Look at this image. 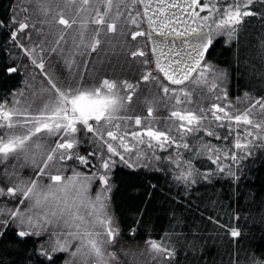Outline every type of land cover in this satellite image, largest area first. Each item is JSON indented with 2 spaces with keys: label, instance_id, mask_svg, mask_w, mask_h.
<instances>
[{
  "label": "snow or ice",
  "instance_id": "1",
  "mask_svg": "<svg viewBox=\"0 0 264 264\" xmlns=\"http://www.w3.org/2000/svg\"><path fill=\"white\" fill-rule=\"evenodd\" d=\"M249 18L264 26V0L13 5L0 18V264H130L149 210L133 195L145 173H164L174 198L190 203L195 186L226 178L238 187L264 164V87L233 94V69L217 58V38L239 49ZM130 40L135 75L79 72L105 44ZM117 192L135 213L127 228L113 210ZM225 216L208 219L235 244L228 264H264V246L243 244L230 223L239 215ZM184 225L174 210L144 239L155 264H181L182 254L204 264L202 232Z\"/></svg>",
  "mask_w": 264,
  "mask_h": 264
},
{
  "label": "trees",
  "instance_id": "2",
  "mask_svg": "<svg viewBox=\"0 0 264 264\" xmlns=\"http://www.w3.org/2000/svg\"><path fill=\"white\" fill-rule=\"evenodd\" d=\"M14 0H0V18L7 19L13 13ZM251 23L248 26L247 36L241 40L239 49L235 47V41L231 49L220 44L218 39L217 53L222 66L228 65L233 69L231 91L233 94H241L246 90L247 85H255L257 88L264 87L260 84L262 79L260 73L264 71V49H262V37H264V26L258 18H249ZM3 54H0L2 56ZM240 58L238 67L240 71H235L236 56ZM127 57L123 59L126 72L129 65L134 64ZM129 73L136 71L137 65L130 67ZM135 75V74H133ZM129 75V77L133 76ZM200 162H198L199 165ZM205 167H212L213 164L204 160ZM143 180L144 188L136 193V204H140L141 198L148 201V212L144 217L145 226H137V239L143 245L144 239L151 234L156 236L166 229L174 210L177 214H182L185 220L184 228H198L203 236L202 256L204 264H228V253L235 248V244H229L230 237L225 236L224 231L219 226L208 219L209 216L219 217L221 220L227 219L225 212L232 215H239V219H231L233 226L242 229V243H249L256 247L264 246V224H261V217L264 216V164L251 169L248 177L243 178L237 187L230 180L217 178L210 184H199L195 186L190 197V203L183 193L179 202L175 199L177 189L172 186L171 181L163 174L156 172L145 173ZM154 184L153 189L148 185ZM118 187L119 184L117 185ZM151 193V197L145 195ZM121 192L116 193L113 210L118 217L122 218V228H127L135 219V213L128 204ZM212 202H215L213 205ZM178 203L180 206H178ZM144 205L141 204V207ZM128 246V245H126ZM179 259L181 264H185V256L182 254ZM188 261L192 259L189 254Z\"/></svg>",
  "mask_w": 264,
  "mask_h": 264
},
{
  "label": "rangeland",
  "instance_id": "3",
  "mask_svg": "<svg viewBox=\"0 0 264 264\" xmlns=\"http://www.w3.org/2000/svg\"><path fill=\"white\" fill-rule=\"evenodd\" d=\"M14 2H15L14 3L15 5L18 2L23 3L24 0H14ZM45 28H47L46 25H45ZM217 39H221L223 41L226 39V37L221 36V37H218ZM113 44L116 45L115 50H113L112 45L105 44L101 50H98L96 53H93L90 59L84 58V60L78 61L80 63L87 64L86 68L85 67L79 68L78 69L79 72L85 75L86 77L94 75V74L95 75H103V74L120 75L124 77H129V75L135 74L136 71L133 72L132 74L129 73V70L132 69L130 67L135 66V64L137 65V63L129 55V49L134 48L136 46V42L130 40L129 43L123 48L119 44H117L115 41L113 42ZM125 57H127L129 61L132 60L131 62L134 63L132 65H129L126 72L124 71L126 67L123 62V59ZM144 95H149L147 89L144 90ZM142 99H143V96H141V100ZM39 103L40 101L39 99H37L36 104H39ZM209 162L211 163V161ZM214 168H215V165L213 164V169ZM156 173H161L165 175L162 172H156ZM166 177L171 181L170 177L168 176ZM134 247L137 252V255L135 257H129L130 264H155V262L151 259L150 254L147 251H145L146 246L144 244L140 246L134 245ZM141 252H143V255H140Z\"/></svg>",
  "mask_w": 264,
  "mask_h": 264
}]
</instances>
